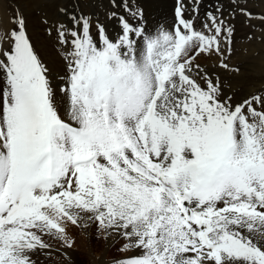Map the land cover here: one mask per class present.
Here are the masks:
<instances>
[{"label":"snow or ice","instance_id":"obj_1","mask_svg":"<svg viewBox=\"0 0 264 264\" xmlns=\"http://www.w3.org/2000/svg\"><path fill=\"white\" fill-rule=\"evenodd\" d=\"M229 2L233 18L264 24ZM123 6L133 22L112 13L115 38L58 9L71 21L56 29L58 89L23 19L0 33V264H37L52 251L45 237L74 249L71 228L90 246L93 226L136 253L110 264H264V95L233 104L196 63L215 56L240 75L234 26L218 7L197 30L181 4L173 28L152 33Z\"/></svg>","mask_w":264,"mask_h":264},{"label":"rangeland","instance_id":"obj_2","mask_svg":"<svg viewBox=\"0 0 264 264\" xmlns=\"http://www.w3.org/2000/svg\"><path fill=\"white\" fill-rule=\"evenodd\" d=\"M60 1L62 0H33L30 5L31 9L34 8L35 13H37L39 17L41 16L40 18L42 20H47L48 15L43 17L44 12L53 10L54 5ZM163 1L164 0H115L117 6L113 7L112 0H69L68 5L70 9H75V6L78 4L81 12L92 17L94 23L99 21L100 24L109 22L112 13L116 10L122 11L123 15L125 14L124 16L131 22L133 18L125 11L123 6L125 3L131 7L133 11H143V5H148L153 8L152 11H148L152 23L148 22V19L144 17V12L143 23L148 31L152 33L159 30H171L177 21L176 10L181 4L184 6V18L195 19V27L197 30H203V22L206 19L205 14L207 12L222 7L224 9V16L228 18V22L235 28V43L233 45L235 54L228 63L230 67L240 65L242 71L240 75H236L233 72L225 70L223 67L219 66V60L215 56L208 58V61L206 58V63L202 67L213 77L224 82L226 94L232 96L233 104L241 103L244 99L252 95H264V40L261 39L264 37V24H261L260 21L256 19L251 21L250 26L245 17L239 14L238 9L235 10L236 15L233 18L230 15L233 9L229 0H200L199 16L195 18L192 16V0H170L171 6L169 4L166 6L167 3H165L164 6L162 3ZM151 2H153V5H151ZM241 2L242 4L246 3L247 7L255 15H264V0H241ZM21 4L22 3L18 0H0V33L10 31L16 27V24L13 23L14 18L23 19L25 30V19L23 18L22 10L24 11L26 8L24 4ZM154 8L156 10H161V8L169 10V13L171 12V19H168L167 22V17L166 19H163L162 16L159 17L158 15L161 14L162 11L156 12ZM157 21H159L160 24ZM169 23H171V26ZM105 29L108 31V27L105 26ZM249 34L255 36L256 39L249 41L247 39ZM35 53L39 57L36 51ZM39 59L41 60L40 57ZM70 233L76 240V246L74 249L67 251L63 249L60 261L57 260L59 263L56 264H75V261L71 263L68 260L70 256L77 259L76 264H110L114 259L120 258L123 255L131 256L136 254L135 252L122 253L120 249L124 244V240L121 239V242L116 241L118 239L117 237L108 239L103 237L97 238L96 242H99L100 247L98 250L96 249V251L92 247V240L90 246L86 243L84 240L85 233L80 229L71 228ZM91 235H96L95 226L91 228ZM49 244L52 245V240H49ZM48 264H51V262ZM52 264H54V262H52Z\"/></svg>","mask_w":264,"mask_h":264},{"label":"bare ground","instance_id":"obj_3","mask_svg":"<svg viewBox=\"0 0 264 264\" xmlns=\"http://www.w3.org/2000/svg\"><path fill=\"white\" fill-rule=\"evenodd\" d=\"M18 1L22 3L21 5L24 4L25 8H26V10L25 9H24V11L22 10L23 18L25 19L26 35H27L33 49L38 53L39 57L41 58L43 65L47 68L48 79H49L51 85L54 88L58 89L63 83V81L61 80V77L64 76V74L66 72V63H65V60L63 58L65 49H64V46H62L59 43V38H58V34H57L56 29H57L58 24H60V23H64L68 27H71V21L68 19V16L65 14L59 13L58 9L64 8L67 10L68 13H77L78 14V13H83V12H81L80 8L78 7V4H77V6H75V9H70V7L68 5L69 0H62V1H60L54 5L53 10L44 12L43 17L47 16V15L48 16H47V20H42L40 18L41 16L39 17L38 14L35 13L34 8L31 9L30 4H32L31 2L33 0H18ZM169 1L170 0H164L162 3L164 6H165V3H167L166 6L168 4L171 6L172 4ZM151 3H152L151 5H153V2H151ZM143 7H144L143 12L145 13L144 17L146 19H148V22H151L148 11H152L153 8L148 6V5H143ZM159 11H162V13L160 12L161 14L158 15L159 17L162 16L163 19H166V17H167V19H166L167 22H168V19H171V16H170L171 12L169 13V10H166L165 8H161V10H158V9L156 10V12H159ZM123 12H125V11H123ZM115 13H117L118 16H124L125 15V14L123 15L122 11H118V10H116ZM156 20H157V17H156ZM131 22H133V19H131ZM157 22L159 23V21H157ZM93 24H94L93 35H95L96 34V31H95V24L96 23L93 22ZM169 24L171 26V23H169ZM102 25H104V27L105 26L108 27L107 33L113 38H115L120 33L121 25H120L119 20L116 18H110L109 22H105ZM206 58L207 57H205V56H200L196 60V63L203 66L206 63ZM207 61H208V58H207ZM61 107H63V101L62 100H61ZM95 236L96 235L92 236L93 237L92 238V247L94 250H96V249L98 250V248L100 247V244H99V242H96L97 238ZM45 240L48 243H49V240H52V245H51L52 251L48 254H41L40 256L35 257V259L37 260V264H48L50 262H51V264H52V262H54V264L59 263V262H57V260L60 261V257L62 255V250H63L62 245L60 244V242L53 240V239H50L48 237H45ZM116 241L121 242V238H118ZM114 245H116V244H114ZM49 256H50V258H49ZM68 260L71 263L75 261V264L77 262V259L75 257L73 258L71 256L68 258Z\"/></svg>","mask_w":264,"mask_h":264}]
</instances>
